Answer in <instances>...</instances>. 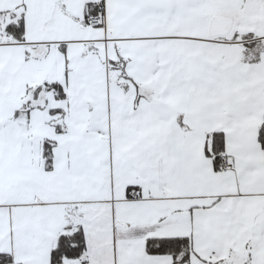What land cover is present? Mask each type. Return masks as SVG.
I'll return each instance as SVG.
<instances>
[{
    "label": "crops",
    "instance_id": "obj_1",
    "mask_svg": "<svg viewBox=\"0 0 264 264\" xmlns=\"http://www.w3.org/2000/svg\"><path fill=\"white\" fill-rule=\"evenodd\" d=\"M204 1L0 0V253L13 264H52L68 225L87 264H175L146 251L174 237L191 242L189 264H264V55L241 61L244 34L264 42V7L252 31L232 18L221 36L211 20L247 1ZM90 4L100 27L82 24ZM19 22L22 41L7 33ZM56 84L114 98L58 100ZM215 133L231 170L209 155ZM74 173L90 194L74 193Z\"/></svg>",
    "mask_w": 264,
    "mask_h": 264
},
{
    "label": "trees",
    "instance_id": "obj_2",
    "mask_svg": "<svg viewBox=\"0 0 264 264\" xmlns=\"http://www.w3.org/2000/svg\"><path fill=\"white\" fill-rule=\"evenodd\" d=\"M7 33L17 41L24 39V25L22 22L18 24H12L7 28ZM242 40H245L242 50L241 61L244 64H258L264 55V42L262 40H255V34L247 33L242 36ZM52 90L55 95V99L61 100L66 96V92L63 91L59 84L53 85ZM213 148L209 152L211 157L215 158L216 169H222L224 162L221 160V152L223 150V137L221 133H215L212 135ZM260 143L264 147V133L261 130L259 132ZM53 144L49 140L44 142L43 157L48 168H51V161L53 158ZM221 165V166H220ZM221 167V168H220ZM222 171V170H221ZM134 186H128V191H131ZM62 233H60L55 242V246L52 249L51 263L52 264H64L65 262L80 261L82 264H87V260L84 259L86 255V240L83 229L80 226L68 225L64 227ZM192 244L188 238H160L151 239L147 242V252L152 255H169L172 256L175 264H189V260L193 254ZM0 264H13L11 256L8 254L0 253Z\"/></svg>",
    "mask_w": 264,
    "mask_h": 264
},
{
    "label": "rangeland",
    "instance_id": "obj_3",
    "mask_svg": "<svg viewBox=\"0 0 264 264\" xmlns=\"http://www.w3.org/2000/svg\"><path fill=\"white\" fill-rule=\"evenodd\" d=\"M181 1V0H180ZM207 1H210V0H205L204 2H207ZM247 1V4L245 5V7L243 8V11L241 10L238 14V17H236V11H230V12H226L227 13V15H225L224 17H227V18H230L231 20H232V18H233V20H234V22H235V26L234 27H236L237 29H239L240 31H242V29L243 30H245L246 32H250V31H252V28L256 25V23H257V19L255 18L254 19V16L255 17H257V13L256 12H258L261 8H263L264 7V0H254L253 2H251L250 0H246ZM259 1V2H258ZM196 2H198V0H182V5L183 6H185L186 5V3L187 4H190V3H194L195 5H196ZM180 4V3H179ZM202 6V5H201ZM203 6H204V8H205V11L207 12L210 8H211V4L210 3H203ZM233 7H235V8H237L238 6H233ZM239 10V9H238ZM221 11H222V13H223V11H225V10H222L221 9ZM208 13V12H207ZM206 14V13H205ZM217 14H219V13H217ZM216 14V15H217ZM183 15H186V12H184L183 13ZM193 15H195V14H193ZM197 15V14H196ZM198 19H199V23H200V18L198 17ZM233 22V21H232ZM190 25H191V23H189ZM242 24V26H240ZM199 25V24H198ZM248 25H251V26H248ZM250 28V29H246V28H248V27ZM191 27H192V25H191ZM201 28L202 27H199V28H197L198 30L200 29L201 30ZM240 28H242V29H240ZM103 71V70H102ZM105 72H103L104 73V78H105V75H107L108 76V74H109V71H106V70H104ZM112 74V73H111ZM106 79V78H105ZM105 82H103V84H104ZM105 85V84H104ZM126 93L125 92H123V95L122 96H124ZM114 94L112 93V94H110L109 93V91L107 90H104V92L101 90V87H97V89L96 90H94V91H90V92H82V91H80V92H78V91H71L68 95H67V97H66V99H67V101H71V102H76V101H82V100H86V101H94V102H101V103H103V102H105V101H107V100H109L110 98L111 99H113L114 97ZM92 106L94 107V105H93V103H92ZM100 110L102 111V114H101V116L102 117H104V114H103V112H104V107H102L101 109L99 108V107H97V106H95L93 109H92V111H94L95 113H96V117H97V115H100ZM98 121V120H97ZM166 121V124H167V126L168 125H170L171 123H173L171 120H169V119H166L165 120ZM116 122V121H115ZM114 122V125H116V123ZM176 123V125H177V121L175 122ZM92 135V134H91ZM90 137H93V135L92 136H90ZM93 139V138H92ZM91 139V140H92ZM105 146H103V145H99L98 146V150H99V154H98V158L100 159L101 157H102V155H103V151H105ZM76 151V150H75ZM73 153H74V151H73ZM73 158H74V156H73ZM74 161V160H73ZM74 172H76V171H74ZM74 188H72L73 189V191H74V193L75 194H78L79 193V190L80 191H84V192H86L87 194H90L91 193V188L89 189V188H87V187H85V189H81V187H80V185H79V177L77 176V173H74ZM104 176V175H103ZM102 182H103V187H104V177H103V179H102ZM127 184L128 185H135V184H137V182L136 183H134L133 181H128L127 182Z\"/></svg>",
    "mask_w": 264,
    "mask_h": 264
},
{
    "label": "built area",
    "instance_id": "obj_4",
    "mask_svg": "<svg viewBox=\"0 0 264 264\" xmlns=\"http://www.w3.org/2000/svg\"><path fill=\"white\" fill-rule=\"evenodd\" d=\"M105 13L100 7L99 4H90L85 7L84 16L82 20V24L92 26V27H100L104 24ZM221 160L224 162L222 165V171H228L234 168L233 164L227 160L225 155H221Z\"/></svg>",
    "mask_w": 264,
    "mask_h": 264
},
{
    "label": "water",
    "instance_id": "obj_5",
    "mask_svg": "<svg viewBox=\"0 0 264 264\" xmlns=\"http://www.w3.org/2000/svg\"><path fill=\"white\" fill-rule=\"evenodd\" d=\"M211 27L209 28V33L211 35H221L224 36L228 34L231 30L232 21L231 19L224 16H215L211 22Z\"/></svg>",
    "mask_w": 264,
    "mask_h": 264
},
{
    "label": "flooded vegetation",
    "instance_id": "obj_6",
    "mask_svg": "<svg viewBox=\"0 0 264 264\" xmlns=\"http://www.w3.org/2000/svg\"><path fill=\"white\" fill-rule=\"evenodd\" d=\"M214 18H215V17H214ZM214 18H213V19H214ZM213 19H212V20H213ZM212 20H211V22H212ZM211 22H210V25H211ZM209 27H211V26H209Z\"/></svg>",
    "mask_w": 264,
    "mask_h": 264
}]
</instances>
